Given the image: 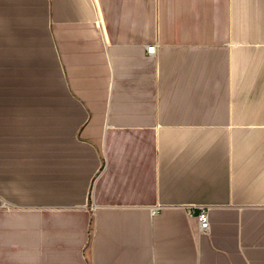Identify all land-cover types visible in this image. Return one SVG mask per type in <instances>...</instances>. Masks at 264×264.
Segmentation results:
<instances>
[{
	"label": "crops",
	"instance_id": "1",
	"mask_svg": "<svg viewBox=\"0 0 264 264\" xmlns=\"http://www.w3.org/2000/svg\"><path fill=\"white\" fill-rule=\"evenodd\" d=\"M0 264H264V0H0Z\"/></svg>",
	"mask_w": 264,
	"mask_h": 264
},
{
	"label": "built area",
	"instance_id": "2",
	"mask_svg": "<svg viewBox=\"0 0 264 264\" xmlns=\"http://www.w3.org/2000/svg\"><path fill=\"white\" fill-rule=\"evenodd\" d=\"M156 51V46H150L147 47V52L149 55H153L155 54ZM198 221H199V227H200V231L205 232L206 230L209 229V214H208V210L205 207H201V211L197 216Z\"/></svg>",
	"mask_w": 264,
	"mask_h": 264
}]
</instances>
